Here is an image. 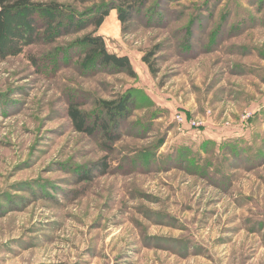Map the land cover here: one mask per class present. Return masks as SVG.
<instances>
[{
	"label": "rangeland",
	"instance_id": "rangeland-1",
	"mask_svg": "<svg viewBox=\"0 0 264 264\" xmlns=\"http://www.w3.org/2000/svg\"><path fill=\"white\" fill-rule=\"evenodd\" d=\"M34 2L64 15L6 20L0 264H264V0H149L96 32L85 19L116 0ZM88 34L135 77L86 62ZM127 90L137 107L106 155L67 107L93 119Z\"/></svg>",
	"mask_w": 264,
	"mask_h": 264
},
{
	"label": "trees",
	"instance_id": "trees-1",
	"mask_svg": "<svg viewBox=\"0 0 264 264\" xmlns=\"http://www.w3.org/2000/svg\"><path fill=\"white\" fill-rule=\"evenodd\" d=\"M116 1L119 4H113L106 9H98L95 12H91L85 19L86 27L92 28L96 32L103 25L109 13L116 11L117 21L121 30H124L133 21L134 14L149 0ZM22 11H38L50 16L64 15L63 5L54 2L37 3L34 0H0V57L2 55L1 44L6 31L7 17ZM78 43L86 62L95 63L100 68L119 71L131 78L135 77L129 59L126 56L108 53L101 36L88 34L83 36ZM153 55V53L145 54L142 57V62L154 76L156 75V70L153 69ZM136 100L137 92L135 90H127L117 95L113 100L100 101L98 108L101 116L96 115L93 119L87 113L81 111L77 105L69 104L67 117L75 132L96 138L101 150L106 155H110L113 153L115 145L121 140L124 125L136 110ZM109 169L106 158H103L93 164L84 177L86 180H91V174L94 171L102 176L106 175Z\"/></svg>",
	"mask_w": 264,
	"mask_h": 264
},
{
	"label": "built area",
	"instance_id": "built-area-1",
	"mask_svg": "<svg viewBox=\"0 0 264 264\" xmlns=\"http://www.w3.org/2000/svg\"><path fill=\"white\" fill-rule=\"evenodd\" d=\"M176 121L178 124L182 126H187L188 128H195L197 126V123L195 121H184L181 117H177Z\"/></svg>",
	"mask_w": 264,
	"mask_h": 264
}]
</instances>
